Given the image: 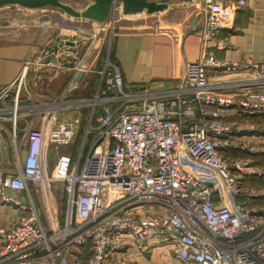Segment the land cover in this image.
<instances>
[{
  "label": "built area",
  "instance_id": "obj_1",
  "mask_svg": "<svg viewBox=\"0 0 264 264\" xmlns=\"http://www.w3.org/2000/svg\"><path fill=\"white\" fill-rule=\"evenodd\" d=\"M199 1L209 47L234 19L235 5L248 0ZM156 13L161 31L179 29L167 10L127 14L120 1L104 23L66 13L43 16L55 36L0 89V118H12L17 157L14 173L0 167V204L20 212L18 222L0 227V264H80L87 242L93 246L88 264H131L124 255L130 243L141 254L154 243L171 245L186 264H264V62L250 55L220 59L209 49L187 63L178 87L126 90L110 56L112 38L125 28L122 19ZM104 38L108 52L94 69L93 94L53 102L33 96L29 71L87 75L93 70L82 47ZM24 97L33 104L24 106ZM25 108L34 116L22 155L17 128ZM72 109L78 114L71 119L48 117V145L57 152L49 173L42 161L45 134L33 122L48 111ZM80 136L77 152L68 150ZM30 181L64 183L66 225L46 229L36 204L13 192L28 189Z\"/></svg>",
  "mask_w": 264,
  "mask_h": 264
},
{
  "label": "crops",
  "instance_id": "obj_2",
  "mask_svg": "<svg viewBox=\"0 0 264 264\" xmlns=\"http://www.w3.org/2000/svg\"><path fill=\"white\" fill-rule=\"evenodd\" d=\"M198 1L168 2L167 15L179 24V29L172 32L161 31L158 25L160 13L140 14L133 19L125 18L120 21L125 28L114 34L110 56L121 68L126 90L163 91L178 87L184 81L187 63L199 59L209 49L220 59L238 60L250 55L254 60L264 62V0H248L244 6L235 5L234 19L221 29L216 40L209 41V47L204 43L198 14L194 13L199 7ZM24 10L25 8L12 5L0 6V89L15 79L25 61L35 54L38 47L55 36V29L44 25L47 19L43 16L49 12L67 16L64 11L52 6ZM18 15L34 17V21L30 24L22 23L17 18ZM107 52L108 42L105 38L90 47L83 46V61L93 71L87 75L82 74L77 82L75 79L78 73L73 71L56 75L29 71V90L37 100L43 102L93 94L99 77L94 69L102 65ZM22 102L24 106L33 104L27 97ZM21 113L23 116L18 121L17 141L22 145V155H25L28 145L25 127L34 114L27 108ZM77 114L73 109L48 111L45 119L41 114L33 122L45 134L42 161L49 173L52 172L57 152L48 145L47 136L52 126L48 117L54 116L57 121H61ZM38 118L40 121L37 124ZM12 130L10 114L6 118H0V167L7 174L16 171L17 157ZM13 192L25 201L36 204L46 229L67 224L69 194L62 181H52L49 185L30 181L28 189ZM219 197V193L216 194V198ZM19 219L20 212L16 205L0 204V227L16 223ZM127 252L124 255L131 264H186L179 259L174 247L167 244L154 243L147 252L141 254L130 243ZM92 254L91 242L82 245L79 249L80 264H88Z\"/></svg>",
  "mask_w": 264,
  "mask_h": 264
},
{
  "label": "water",
  "instance_id": "obj_3",
  "mask_svg": "<svg viewBox=\"0 0 264 264\" xmlns=\"http://www.w3.org/2000/svg\"><path fill=\"white\" fill-rule=\"evenodd\" d=\"M74 1H85L82 7L74 5ZM114 1L122 3L123 12L127 14L154 13L167 10L170 0H0V6L18 5L25 8L57 7L75 18H88L104 23ZM192 1V0H184ZM82 72H79L77 82Z\"/></svg>",
  "mask_w": 264,
  "mask_h": 264
},
{
  "label": "rangeland",
  "instance_id": "obj_4",
  "mask_svg": "<svg viewBox=\"0 0 264 264\" xmlns=\"http://www.w3.org/2000/svg\"><path fill=\"white\" fill-rule=\"evenodd\" d=\"M72 3L73 4L75 3L74 5H76V4L84 5L86 2L85 1H74ZM198 6L199 7L195 9V12H194L195 14H198L200 12V10H201V5H200L199 1H198ZM12 7H16V8H20V9L25 8V7H20L18 5H12ZM29 9H33V8H29ZM25 10H26V8H25ZM39 121H40V118L37 119V124L39 123ZM81 142H82V136H80L79 139L76 142L70 144V146H69L70 150H72L74 152H77L78 147L80 146ZM87 148H88V145H86V149Z\"/></svg>",
  "mask_w": 264,
  "mask_h": 264
},
{
  "label": "bare ground",
  "instance_id": "obj_5",
  "mask_svg": "<svg viewBox=\"0 0 264 264\" xmlns=\"http://www.w3.org/2000/svg\"><path fill=\"white\" fill-rule=\"evenodd\" d=\"M75 4V3H74ZM76 6H78V7H82L83 5H80V4H76Z\"/></svg>",
  "mask_w": 264,
  "mask_h": 264
}]
</instances>
